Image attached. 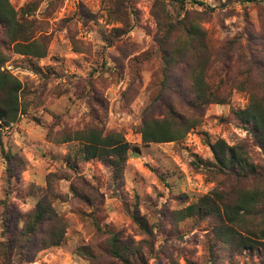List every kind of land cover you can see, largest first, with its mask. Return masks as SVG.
<instances>
[{
    "label": "rangeland",
    "instance_id": "obj_1",
    "mask_svg": "<svg viewBox=\"0 0 264 264\" xmlns=\"http://www.w3.org/2000/svg\"><path fill=\"white\" fill-rule=\"evenodd\" d=\"M9 2L46 55L16 53L0 25V68L22 83L16 121H0V264H264L263 249L225 246L214 218L175 214L212 190L264 186L204 167L224 139L264 169L239 116L249 90L264 95V0ZM191 25L201 39L190 41ZM199 67L216 94L204 105L193 102ZM177 116L199 122L177 141L142 142L143 119ZM89 126L124 136L120 174L67 140ZM42 199L64 230L57 245H45L47 224L21 234ZM111 232L132 241L123 258L109 251Z\"/></svg>",
    "mask_w": 264,
    "mask_h": 264
},
{
    "label": "trees",
    "instance_id": "obj_2",
    "mask_svg": "<svg viewBox=\"0 0 264 264\" xmlns=\"http://www.w3.org/2000/svg\"><path fill=\"white\" fill-rule=\"evenodd\" d=\"M26 22L23 14L17 16L9 0H0V25L6 29L14 51L32 58H42L46 55V47L25 35ZM185 32L190 41L202 38V30L196 25L186 28ZM161 52L167 61L169 57L163 45ZM196 69L192 75L193 102L197 105L211 103L216 100V94L207 84L202 67ZM21 89V81L0 68V121L6 125L17 119ZM239 113L249 126L248 130L254 144L261 149L264 157V95L249 90L248 104ZM198 122L199 120L195 118L182 119L178 116L150 117L142 120L139 133L143 143L177 141ZM67 140H75L82 144L79 151L83 158L98 159L108 166L112 173L120 174L128 150V143L121 133H107L97 126H89L75 131L73 137H68ZM210 148L212 159L206 161L204 167L230 175L238 182L264 181V169L261 171L259 166L250 160L244 143L229 145L224 139H217L211 143ZM175 214L179 220L214 218L218 223L215 227L216 237L225 246H231L238 251L264 250V186H240L227 193L212 190L196 202L176 210ZM132 219L138 223L139 217L133 214ZM43 224L50 227L48 243L45 245H57L64 230L60 227L52 207L42 199L28 215L21 234L27 235L29 239L38 225ZM12 242L5 243L6 255L12 253ZM109 245L111 254L120 258H123L127 250L133 246L132 241L120 240L115 232H111ZM262 255L264 256V253Z\"/></svg>",
    "mask_w": 264,
    "mask_h": 264
},
{
    "label": "built area",
    "instance_id": "obj_3",
    "mask_svg": "<svg viewBox=\"0 0 264 264\" xmlns=\"http://www.w3.org/2000/svg\"><path fill=\"white\" fill-rule=\"evenodd\" d=\"M62 3V6L65 7L69 4H72L74 0H59Z\"/></svg>",
    "mask_w": 264,
    "mask_h": 264
}]
</instances>
